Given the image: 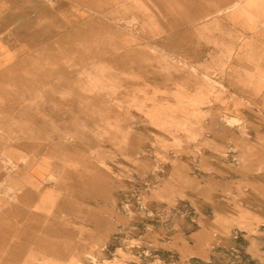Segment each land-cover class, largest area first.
I'll return each mask as SVG.
<instances>
[{
	"label": "rangeland",
	"instance_id": "obj_1",
	"mask_svg": "<svg viewBox=\"0 0 264 264\" xmlns=\"http://www.w3.org/2000/svg\"><path fill=\"white\" fill-rule=\"evenodd\" d=\"M73 2L86 27L24 49L38 75L0 155V264H264V113L219 80L242 39L223 17L257 3Z\"/></svg>",
	"mask_w": 264,
	"mask_h": 264
},
{
	"label": "crops",
	"instance_id": "obj_2",
	"mask_svg": "<svg viewBox=\"0 0 264 264\" xmlns=\"http://www.w3.org/2000/svg\"><path fill=\"white\" fill-rule=\"evenodd\" d=\"M49 1L59 4L60 15ZM72 4L73 0H0V155L9 151L16 156L17 145L21 149L13 139L22 131L24 102L33 101L29 77L37 76L38 69L22 66L24 49L38 47L40 28L86 27L85 10ZM237 7L233 5L222 22L242 39L231 45L219 80L224 89L264 113V0L257 2L256 19L250 21L235 15ZM31 122L38 124V118Z\"/></svg>",
	"mask_w": 264,
	"mask_h": 264
},
{
	"label": "bare ground",
	"instance_id": "obj_3",
	"mask_svg": "<svg viewBox=\"0 0 264 264\" xmlns=\"http://www.w3.org/2000/svg\"><path fill=\"white\" fill-rule=\"evenodd\" d=\"M249 1V4L252 5V4H255L258 2V0H248ZM201 97V96H200ZM204 97V96H203ZM194 99V98H193ZM201 99V98H200ZM196 100V99H195ZM199 101V99H198ZM204 101V100H203Z\"/></svg>",
	"mask_w": 264,
	"mask_h": 264
}]
</instances>
